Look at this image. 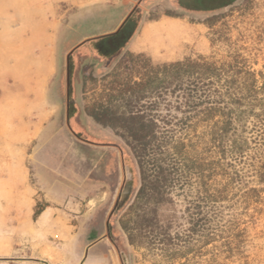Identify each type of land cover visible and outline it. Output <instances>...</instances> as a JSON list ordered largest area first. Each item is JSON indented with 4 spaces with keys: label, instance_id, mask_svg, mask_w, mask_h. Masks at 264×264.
<instances>
[{
    "label": "rangeland",
    "instance_id": "rangeland-1",
    "mask_svg": "<svg viewBox=\"0 0 264 264\" xmlns=\"http://www.w3.org/2000/svg\"><path fill=\"white\" fill-rule=\"evenodd\" d=\"M179 1L0 0V264H264V120L238 122L248 89L224 82L264 81V0ZM122 26L124 48L91 53ZM71 53L88 144L64 117ZM187 59L205 66L153 76Z\"/></svg>",
    "mask_w": 264,
    "mask_h": 264
},
{
    "label": "trees",
    "instance_id": "trees-1",
    "mask_svg": "<svg viewBox=\"0 0 264 264\" xmlns=\"http://www.w3.org/2000/svg\"><path fill=\"white\" fill-rule=\"evenodd\" d=\"M205 66L204 62L200 61H192V60H179L178 62H172L162 65L154 66V77L157 81L164 82L163 79L159 77V75H174L176 77H181L183 74H188L192 67H203ZM241 71V69H239ZM238 71V72H239ZM197 72V71H196ZM250 75L249 79H225V85L227 88H234L235 90H244V88L248 89V94L245 95H233L232 103H234V113H236L235 119L238 122H243L248 118L249 115H257L264 120V81L260 84L256 79L253 73L249 71L246 73ZM232 112V111H231ZM114 111H109L108 109H102L101 111H93L92 116L98 122L109 124L104 121L103 115L109 118L108 120H113ZM221 131H218V133ZM133 136L136 138H140L138 133H133ZM222 137V135H221ZM233 148L236 151H241L243 148V142L238 138L233 139ZM46 206V205H45ZM45 206H41L35 210L34 218L36 219Z\"/></svg>",
    "mask_w": 264,
    "mask_h": 264
},
{
    "label": "flooded vegetation",
    "instance_id": "flooded-vegetation-1",
    "mask_svg": "<svg viewBox=\"0 0 264 264\" xmlns=\"http://www.w3.org/2000/svg\"><path fill=\"white\" fill-rule=\"evenodd\" d=\"M119 29L120 30L113 32V33L117 32L114 35H113V33H109V34H104V35L98 36V38H100V40H99V42L96 43L95 47L90 50L91 53L96 54L99 57L108 59L111 55H114L120 49L124 48L125 41H126L125 37L127 36L124 29H131V28L127 27V26H122ZM91 39H93V38H89V39L82 41L79 45H77V47L85 44L86 42H88ZM77 47H75V49ZM74 50L72 52H74ZM74 58H75L74 53H71V55L68 58L69 60H68L67 76H65L67 91H66V95L64 96L65 97V106H66V115H64V117H66L67 128L70 130L71 134L75 136L77 142H79L81 144L82 143L88 144V143H92V141L90 140L89 137H87V135H85L83 133V131H81V129L79 127V122L77 121L78 112L76 109V103H75V98H74V78H73L74 70H75ZM94 144H97V143H94ZM124 172H125V179L128 180V183L123 184L122 190H121V192H119L120 195L117 199L115 209L120 207V196L123 194L122 192L124 191L125 187L127 185H131L133 188L132 181L129 180L130 179V171L126 168Z\"/></svg>",
    "mask_w": 264,
    "mask_h": 264
},
{
    "label": "crops",
    "instance_id": "crops-1",
    "mask_svg": "<svg viewBox=\"0 0 264 264\" xmlns=\"http://www.w3.org/2000/svg\"><path fill=\"white\" fill-rule=\"evenodd\" d=\"M72 1V0H70ZM75 1H82V2H87L89 3H97V2H103L105 0H75ZM175 6L181 8V9H187L185 8L184 4H182V1L179 0H175L174 2ZM189 9V8H188ZM188 11H193V10H188ZM161 23H171L175 25V27L177 29H188V27H184L182 25L179 24H184L186 22H184V20L182 18H180L178 15H165L161 20ZM160 26H165V24L163 25H158L156 28L158 29ZM146 25L142 28L145 29ZM33 208V207H32ZM59 212H58V208L55 205L52 204H47L45 206V208L42 210V212L39 214L38 218H37V223L39 224V226H50L52 229H54V227L56 225H59L61 218H59Z\"/></svg>",
    "mask_w": 264,
    "mask_h": 264
},
{
    "label": "water",
    "instance_id": "water-1",
    "mask_svg": "<svg viewBox=\"0 0 264 264\" xmlns=\"http://www.w3.org/2000/svg\"><path fill=\"white\" fill-rule=\"evenodd\" d=\"M117 33V32H116ZM116 33H113L116 34ZM133 192V188L131 185H127L122 192L123 194L120 196V206H124L126 204V201L130 198V194ZM107 243H111L110 241H107Z\"/></svg>",
    "mask_w": 264,
    "mask_h": 264
}]
</instances>
